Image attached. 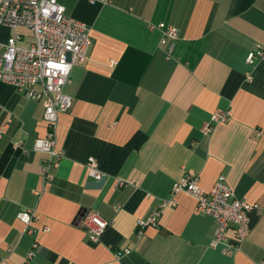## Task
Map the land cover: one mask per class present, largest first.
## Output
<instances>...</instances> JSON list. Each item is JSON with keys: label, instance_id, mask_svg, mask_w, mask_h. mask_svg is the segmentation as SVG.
<instances>
[{"label": "crops", "instance_id": "1", "mask_svg": "<svg viewBox=\"0 0 264 264\" xmlns=\"http://www.w3.org/2000/svg\"><path fill=\"white\" fill-rule=\"evenodd\" d=\"M57 2L89 28L88 59L64 87L73 104L56 124L63 156L49 182L46 155L33 151L47 132L42 103L0 82V264H264V57L246 62L264 52V0ZM160 23L176 28L174 41L160 43ZM215 110L231 118L203 135ZM89 159L101 180L88 175ZM186 174L205 191L224 175L237 198L258 205L233 256L209 248L214 221L185 193L136 234V220ZM21 210L38 220L26 227ZM89 212L109 222L96 243L81 226Z\"/></svg>", "mask_w": 264, "mask_h": 264}, {"label": "built area", "instance_id": "2", "mask_svg": "<svg viewBox=\"0 0 264 264\" xmlns=\"http://www.w3.org/2000/svg\"><path fill=\"white\" fill-rule=\"evenodd\" d=\"M158 28L162 33L161 44L177 38L175 27L160 23ZM89 48V28L66 16L64 7L57 0H0V82L12 86L23 97L42 103L47 132L34 141L33 151L46 155L42 169L47 182L53 179L52 170L58 168L63 156L56 141V124L59 116L68 112L73 104L64 87L69 82L72 67L83 65L88 59ZM172 49L173 43H170L168 54ZM262 57L264 52L251 50L246 62L253 66L255 60ZM230 118L229 110H215L202 127V134H210L215 125ZM11 121L12 115H9L2 129ZM256 135L264 136V130H257ZM15 144L21 146L22 141ZM87 167L88 175L93 179L101 180L104 176L96 160L89 159ZM179 193L193 198L198 212L213 219L214 231L209 248H219L222 254L233 256L249 235L248 214L259 207L237 198L224 175L219 176L208 191L199 186L197 175H184L172 184L170 199L162 200L156 210L136 220V234L142 235L146 228L155 227L160 210L169 204L174 205V197ZM118 209L113 206L115 212ZM16 219L28 227L38 217L33 211L21 210ZM108 225L109 222L96 212L87 213L81 220L91 243L99 241ZM230 229L233 238L228 235ZM47 230V226L41 229L43 232ZM27 232L32 233L31 230ZM36 247L33 243L25 262L35 255ZM127 253L128 250H124V254Z\"/></svg>", "mask_w": 264, "mask_h": 264}, {"label": "trees", "instance_id": "3", "mask_svg": "<svg viewBox=\"0 0 264 264\" xmlns=\"http://www.w3.org/2000/svg\"><path fill=\"white\" fill-rule=\"evenodd\" d=\"M128 146H129L128 148H127V147H125L124 156L126 155V153H128V151H129V149H130V148H132V147H136V145H135V144H133V145L129 144ZM98 166H99V163H98ZM99 169H100V166H99ZM100 170H101V169H100Z\"/></svg>", "mask_w": 264, "mask_h": 264}]
</instances>
